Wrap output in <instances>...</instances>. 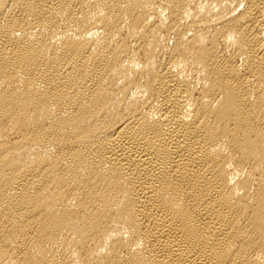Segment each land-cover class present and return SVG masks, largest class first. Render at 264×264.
I'll use <instances>...</instances> for the list:
<instances>
[{"label": "bare ground", "instance_id": "6f19581e", "mask_svg": "<svg viewBox=\"0 0 264 264\" xmlns=\"http://www.w3.org/2000/svg\"><path fill=\"white\" fill-rule=\"evenodd\" d=\"M0 264H264V0H0Z\"/></svg>", "mask_w": 264, "mask_h": 264}]
</instances>
